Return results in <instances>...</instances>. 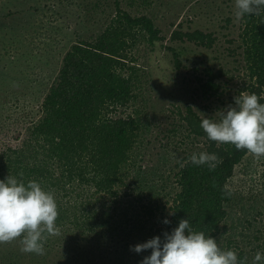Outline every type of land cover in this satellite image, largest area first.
Segmentation results:
<instances>
[{
	"label": "trees",
	"instance_id": "trees-1",
	"mask_svg": "<svg viewBox=\"0 0 264 264\" xmlns=\"http://www.w3.org/2000/svg\"><path fill=\"white\" fill-rule=\"evenodd\" d=\"M161 33L152 17L134 16L117 3L102 33L77 41L66 52L37 119L18 143H9L0 155V180L9 175L21 179L23 173L25 183L35 180L53 190L57 226L107 250L108 264H141L151 250L136 253L134 247L156 236L163 239L164 232L171 233L182 219L216 238L234 197L229 182L251 155L210 140L200 126L204 118L188 106L179 110L181 127L204 144L203 151L182 157L184 167L166 162L164 170L137 168L141 127L135 117L125 114L134 98L138 71L132 50L142 37L151 44L163 40ZM171 40L212 48L217 37L199 29H176ZM240 40L247 72L240 93L259 96L264 92V11L241 18ZM168 49L175 67L181 68V54ZM222 76V71L207 67L197 79L202 95L221 94ZM200 152L219 158L214 170L190 162L191 155ZM57 237L50 236L46 244ZM244 257L241 252L239 259Z\"/></svg>",
	"mask_w": 264,
	"mask_h": 264
},
{
	"label": "rangeland",
	"instance_id": "rangeland-1",
	"mask_svg": "<svg viewBox=\"0 0 264 264\" xmlns=\"http://www.w3.org/2000/svg\"><path fill=\"white\" fill-rule=\"evenodd\" d=\"M117 3L134 16L152 17L164 37L154 44L142 37L132 50L138 71L125 114L141 127L137 168L164 170L166 162L175 166L189 152L203 151L204 144L181 127L179 110L192 106L203 118L218 121L217 112L240 94L247 72L235 0H0V155L37 119L66 52L77 41L102 33ZM176 29L211 32L217 42L206 48L172 41ZM168 47L181 54V68L175 67ZM207 67L223 72L222 92L210 98L202 95L197 82ZM229 187L234 197L214 239L222 249L235 250L238 259L244 253L247 264H253L256 252L264 253V157L248 155ZM59 230L56 241L45 244L44 255L22 252L19 240L0 244V264L110 262L107 250L88 244L68 228Z\"/></svg>",
	"mask_w": 264,
	"mask_h": 264
},
{
	"label": "clouds",
	"instance_id": "clouds-1",
	"mask_svg": "<svg viewBox=\"0 0 264 264\" xmlns=\"http://www.w3.org/2000/svg\"><path fill=\"white\" fill-rule=\"evenodd\" d=\"M237 20L257 16L264 11V0H235ZM264 92H241L234 97V105L217 112L220 119L204 118L201 128L207 137L218 144H231L237 150H246L256 158L264 157ZM219 158L207 152L193 153L190 162L207 164L210 170ZM180 167H184V162ZM14 176L0 180V244L20 241L24 253L45 254V244L50 236L60 234L56 221L58 205L53 190H45L41 183H27ZM169 224V220L164 221ZM136 253L151 250L141 264H247V257L238 259L235 250L222 249L217 240L195 230L189 219H182L171 233L164 232L163 239L156 236L137 244ZM253 264H264V253L257 251Z\"/></svg>",
	"mask_w": 264,
	"mask_h": 264
}]
</instances>
